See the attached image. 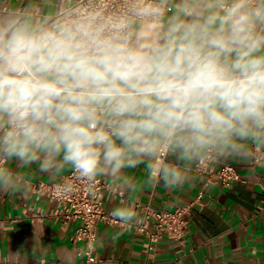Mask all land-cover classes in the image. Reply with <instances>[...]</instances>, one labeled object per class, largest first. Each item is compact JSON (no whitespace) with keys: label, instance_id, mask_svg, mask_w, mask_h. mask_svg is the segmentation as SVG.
Listing matches in <instances>:
<instances>
[{"label":"clouds","instance_id":"1","mask_svg":"<svg viewBox=\"0 0 264 264\" xmlns=\"http://www.w3.org/2000/svg\"><path fill=\"white\" fill-rule=\"evenodd\" d=\"M226 157L264 167V0L0 4V193L33 195L12 162L62 199L73 180L135 192L142 164L180 187Z\"/></svg>","mask_w":264,"mask_h":264},{"label":"crops","instance_id":"2","mask_svg":"<svg viewBox=\"0 0 264 264\" xmlns=\"http://www.w3.org/2000/svg\"><path fill=\"white\" fill-rule=\"evenodd\" d=\"M23 6L27 0H9ZM5 0H0V4ZM234 165L239 180L229 187L209 184L193 167L190 179L180 187L145 183V165L125 170L137 182L135 192H124L128 202L152 209H173L194 202L202 193L199 207L193 203L187 215L186 240L183 244L162 237L153 250H146V237L134 228L104 222L97 224L95 247L98 264H264V167L226 157L220 159ZM17 174L31 176L33 195L24 199L19 193H0V264H80L69 240L79 221L62 224L48 215L53 203L45 197L36 198L39 183H51L38 171L35 163L17 167L8 165ZM68 171H65L66 175ZM64 177V176H63ZM63 179V178H62ZM40 208V216L25 215L23 205ZM133 205L115 199L104 202L106 211ZM136 223L142 216L139 209ZM151 224V223H150Z\"/></svg>","mask_w":264,"mask_h":264},{"label":"built area","instance_id":"3","mask_svg":"<svg viewBox=\"0 0 264 264\" xmlns=\"http://www.w3.org/2000/svg\"><path fill=\"white\" fill-rule=\"evenodd\" d=\"M254 163V162H251ZM193 169L203 175L209 184H219L229 187L239 180V173L236 167L220 160L210 162L206 166ZM63 179H72L71 173L64 175ZM60 182V181H57ZM77 183V187L70 195L62 199H55L51 195L53 182L39 183L34 188L36 198L45 197L53 203L48 215L59 221L63 228L70 222L79 221V225L74 232L69 235V240L76 250V254L82 258L80 264H98L95 242L97 238V224L104 222L110 225H119L124 228H134L145 235L144 248L153 250L162 237H167L177 244H183L186 240L187 215L190 213L193 203L199 207L203 206L201 201L202 193H198L194 202L175 206L173 209H152L147 205L130 203L126 199L123 191L109 188L110 183L101 178L98 183L89 188L86 185ZM115 199L121 203L133 205L134 209H139L141 218L129 226L121 225L112 217V211L104 209V202L108 199ZM23 213L31 216H40V208H35L32 204L23 205ZM151 223V224H150Z\"/></svg>","mask_w":264,"mask_h":264}]
</instances>
